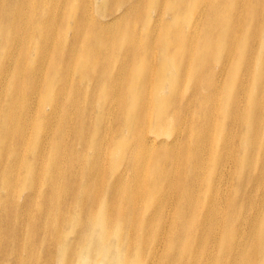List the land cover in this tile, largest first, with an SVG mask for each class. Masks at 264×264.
Returning <instances> with one entry per match:
<instances>
[{
	"label": "rangeland",
	"instance_id": "rangeland-1",
	"mask_svg": "<svg viewBox=\"0 0 264 264\" xmlns=\"http://www.w3.org/2000/svg\"><path fill=\"white\" fill-rule=\"evenodd\" d=\"M63 1L67 0H60ZM84 1L89 2L90 5L87 6L91 8L96 19L102 18L107 8L106 2ZM131 1L136 4L139 1L143 3V7H139L142 15L135 21V28L142 29V36L145 37L148 30L144 31L141 23L145 24L146 15L155 12L160 0ZM172 1L173 7L166 8L164 15L165 19H170L171 13L176 15L171 29L161 30L160 40L163 36V43L159 49L153 48L146 52V63L157 73V83L154 85L142 82L141 71L145 63V55L142 54L137 60L135 77L131 83L125 84L120 99L116 96L114 98L107 96L105 90L108 87L111 94L117 92L112 78L117 65L122 61L126 62V70L122 71V74L127 71L131 57L120 56L122 51L128 50L131 43L126 35L127 28H123V34L118 32L115 34L116 37L115 35L107 37L102 42L85 38L74 42L75 52L92 49L103 53L104 56L97 58L98 66L95 69L88 68L92 79L83 80L75 89H71V99L69 97L55 99L59 91L57 59H62L67 40L61 42L58 49L57 42H54L52 50L56 53L50 59L56 72L49 74L45 68L50 50L47 51L46 58L41 59L42 62L45 61V66L39 65L34 69L33 62L38 44L35 43L34 36L26 32L27 43H34L28 55L27 71L20 74L21 78L30 83L26 85L28 89L11 80L9 62L2 64L0 76L3 74L4 78L0 80V88L8 93L4 94L0 107V264H60L58 255L61 241L72 238L71 249L75 251L79 236L86 227L87 221L79 219V215H83L81 205L92 206L96 213H101L109 204L112 211L118 209L120 212L121 200H127L130 186L150 177L149 170H144L145 159L143 155L138 154L139 149L132 134L137 128L138 112L141 114V106L146 102L148 114L143 127L148 134L155 132L169 135V142H172V136L177 134L175 130L179 131L181 136L177 141L179 144L173 143L157 150V154L152 153L158 158L156 172L160 173L162 165L167 166L164 172L166 177L163 178L167 182L157 185L159 196L156 200L150 195V188L144 197L137 199L143 200V204L139 209L135 203L131 211L139 216L138 223L132 222L136 228L133 234L127 233V227L123 228L124 245L132 258V264H136L135 261L144 252L145 261H149L154 241L161 237L159 231H162V228L165 230L174 228V224L179 222V214L184 204H179L174 194L176 189L184 187L189 179L196 182L195 187L198 190V194L193 198L196 199L197 206L190 216L193 221L181 223V228L187 232H183L179 226L175 227L170 242L171 251L160 264H201L208 259L212 264H235L240 257H244L242 260L246 259L250 264H264V211L255 213L249 211L246 206L251 198L246 191L252 189L255 183L254 176L260 168L261 150L258 151V157L249 164L246 159L249 131L244 128L236 134L232 133V125L228 119L233 92L236 85L245 84L244 76L249 71L255 49L257 53L255 69L260 72L264 65V0L259 8L253 10L249 20L240 18V11L236 7L237 0H220L216 10L220 13L226 3H229L233 19L222 16V19L215 20V26L209 35L212 45L214 42L215 46L207 52L202 48L204 37L201 34L193 37L194 34L190 32L193 24L191 14L197 7L195 0H169L167 3ZM184 1L186 8L179 9ZM240 1L238 0V3ZM78 4L79 0H69L64 6V14L70 23L68 27L73 28V21L79 10ZM199 8L209 9L206 17L212 16L213 7L210 6L209 0H202ZM0 11L20 20V27H24L25 20H28L35 31H41L45 20L52 22L57 20V0H0ZM245 11L247 8H243L241 13ZM118 17L120 19L115 25L121 24L124 27L125 23H129L130 18L127 15L119 13ZM235 18L239 21L234 20ZM235 22L238 24L236 35H240L239 39L235 38V30L232 36L230 29L231 26L234 29ZM63 29L69 34L67 36L69 38L71 29L64 27ZM183 34L188 42H195V49L185 56L182 68L181 60L185 46L180 44L178 49L175 46L170 52L164 39L172 36L176 44L178 37ZM251 36L254 39L250 42ZM121 39L122 46L116 51V44ZM235 40L242 50L230 60L228 44ZM253 41L256 45H252ZM70 43L72 42L69 41ZM247 46L248 60L244 58L246 55L244 49ZM3 55L4 51L0 50V64ZM176 62L180 64L179 67H175ZM72 64L75 65L74 62H70L69 68H72ZM258 64L260 67H257ZM80 71L81 65L70 77L75 84L78 82ZM31 73L40 78L45 75L47 77L41 82H36L38 80L31 82ZM203 78L210 87L204 88L201 83ZM196 86L203 89L201 94L193 98ZM9 90L17 92V95L11 94ZM20 91L28 96L20 97ZM144 91H147L145 100L142 97ZM64 92L68 93V90ZM210 92L213 99L218 102L214 133L201 121L203 117L207 121L212 117L210 108L212 103L204 109L205 104L202 101ZM249 96H253V91ZM171 99L173 100L170 101ZM62 107L68 111L69 118L66 123L57 126L51 115H57V110ZM7 115L12 116L14 120L27 122L25 126L26 128L28 126V130L23 131L21 128L12 134V138L19 141L11 145H8L4 131L12 130L15 123H8L9 120H5ZM174 122L184 123L175 129ZM57 128L61 133V139H65L62 145L64 151L60 155L57 152L56 139L52 138V136L57 138ZM46 129L50 132L49 136L43 135ZM212 135L214 141L210 146L195 141L200 138L207 139ZM100 136L105 143L96 147ZM42 138L45 141L43 146ZM50 140L55 143H51ZM229 143L238 145L240 167L238 170L236 166L234 171L231 162L235 159L230 160L229 153L227 164L231 169L227 177L230 182L223 189L224 199H214L212 194L216 178V161L220 155L228 152ZM195 149H198L200 163L198 169L193 170L191 167ZM146 159L148 160V157ZM191 170L196 172L190 174ZM245 176L251 183L245 182L248 180ZM93 179L101 180L99 185L101 198L98 197L95 201L92 196H83L78 203L70 205L69 192L88 188L89 181ZM63 183L65 185H62ZM117 184L120 195L116 200L109 199V193ZM62 186H65L63 191L67 193H60ZM212 204L218 207L214 208ZM208 213L213 215L212 219L205 217ZM253 220L262 222L251 229L250 223ZM152 223L160 226L154 227L150 236L148 231ZM59 229L60 232L57 231ZM213 235H216L215 239L212 238ZM245 241L252 242L249 249L243 247ZM204 245L205 251L202 250ZM209 248L213 249V257H209Z\"/></svg>",
	"mask_w": 264,
	"mask_h": 264
},
{
	"label": "bare ground",
	"instance_id": "bare-ground-1",
	"mask_svg": "<svg viewBox=\"0 0 264 264\" xmlns=\"http://www.w3.org/2000/svg\"><path fill=\"white\" fill-rule=\"evenodd\" d=\"M69 1V0H67ZM67 1L60 2V0H57V20L52 22V20H45L43 29L41 31H35L33 27L30 25V21L25 20V26L20 27L18 19L11 18L0 11V50L4 51L3 60L0 64V68L2 64L5 62L10 63V69L9 73L11 75V80L18 83L20 87H24L25 89H28L26 85L30 84L26 80L20 77V74L24 71H27V59L28 55L32 50L33 44H28L26 41V32H29L34 36L35 43L38 44V50L36 58L33 62L34 69L42 65L45 66V61L42 62V58H46L47 51L50 50V55L48 57V61L46 63V71H49V74L52 72H56L53 70V64H51V57L56 52L52 50L54 46V42H57V49L60 47L61 42L64 40L68 41V44L65 42V50L64 55L62 59H57V89L59 90L57 93V100H62L65 97H69L71 99L72 92L71 89H75V86L80 84L81 81L86 80L89 81L92 79V77L89 75L88 68L95 69L98 65L97 58H100L104 56L103 53H99L95 50L88 49L85 51H74V47L76 46L74 42H79L83 40V38L92 40V41H105L107 37H113L116 33L123 34V28H127L126 35L129 40H131V43L128 47V50L122 51L120 56L124 58H130L127 71L125 74H122V71L126 70V62L122 61L121 64L117 65V68L115 70V73L112 78V83H115L117 92H115V89L112 88V91L115 92L114 94H111L108 90V87L105 90V93L107 96H111L114 98L120 99V93L122 89L125 87L126 83H131L132 80L135 77L136 73V67H137V60L138 58L144 54L145 55V63L142 67L143 76H142V82H148V83H157V73L153 72L149 65L146 63V52L151 51L153 48L159 49L162 46L163 39L161 36L160 40V32L161 30L167 29L168 31L171 29V25L174 23L176 19V15L171 13L170 19H165V11L166 8L171 9L173 7V1L169 4L167 1L169 0H160L159 4L155 8V12L151 15H146V20L148 17V20L144 21L145 24L141 23L143 25V30H148V33L145 37L142 36L143 32L142 29L138 30L135 28V21L140 18L142 15V12L140 10L141 7H143V3L139 1V3H135L133 1L128 0H103L102 2H106V11L101 16L102 18L96 19L93 15V11L90 7L87 6L90 5L89 2H85L84 0H79V10L76 12V19L73 21V28L68 27L70 24L68 22V17L64 14V6L67 3ZM145 1V0H144ZM220 0H209L210 6L213 7V11H211L212 16L206 17L209 13V9L206 8H199L202 4V0H195L194 3L197 5V7L193 10L191 17V22L193 23L191 25L190 32L193 35V37L197 34H201L204 37V42L202 45V48L205 52L210 51L213 49L214 42L212 45V42L210 40V33L212 32L214 26H215V20L220 18L222 19V16H225L226 18L233 19V12H230L229 3H226V6L223 11L219 13V10H216V5L219 3ZM262 0H241L240 3H238L236 7L240 11V18L243 17L244 19H251L252 12L254 9H257L261 6ZM140 7V8H139ZM235 7V8H236ZM186 8V1L182 2L179 6V9ZM243 8H247V11L241 13V10ZM180 11V10H179ZM181 12V11H180ZM54 13L56 14V11L54 10ZM122 13L124 15H127L130 20L129 23H125L124 27L120 25H115L119 21L118 14ZM54 15V14H53ZM206 17V18H205ZM205 18V19H204ZM204 19V20H202ZM234 20H238L235 18ZM239 21V20H238ZM202 23V25H201ZM57 25V29H56ZM64 28H67L68 30L71 29V36L68 38L69 35L64 31ZM231 32L232 36L234 34L235 30V38L239 39V36L236 35L238 24L237 22L234 23V29L233 26H231ZM138 30V32L136 31ZM255 32H253L254 34ZM124 36V35H123ZM116 37V35H115ZM173 37H169V39H164L168 46V50H173L175 46H177V49L179 48L180 44H183L184 50L182 53V60H181V67H184V58L187 54L191 53L195 49V42H188L186 40L185 35H181L178 37V43H174ZM254 39L253 36L250 37V42ZM122 40L121 39L116 44V51L120 50V47L122 46ZM69 41L72 42L69 44ZM252 45H256L253 41ZM247 49L248 46L244 49L246 51V55L244 56L245 59H247ZM144 50V52H143ZM239 50H242L239 47V44L237 40L233 42H229L228 44V56L229 59L232 60L234 56L239 52ZM171 52V51H170ZM92 54V55H89ZM256 49L252 53L253 61L249 67V71L246 72V81L245 84L236 85L235 90L233 92V102H231L230 112L228 114V119H230V123L232 125V133L236 134L240 132L242 129L247 128L249 131L248 136V148L246 153V159H248V163L252 164L258 156V151L261 150V159L259 164V171L254 176L255 183H253V188L246 191L248 196H250V200H248L246 206L249 211L257 212V211H264V65L259 72V70L255 69L254 61L256 57ZM263 54V53H261ZM248 60V59H247ZM74 62L75 65L72 68H69V63ZM51 64V65H50ZM81 65V71L79 73L77 83L75 84V81H72L70 77L73 76V74L78 70V67ZM88 65V66H87ZM179 63H175V67H179ZM249 66V64L247 65ZM257 67H260V64L257 65ZM48 74V75H49ZM254 75H256V78L254 79ZM47 77V75L43 77H38L36 74L31 73V82L33 80H38L36 82H41ZM243 77V78H244ZM4 75L2 74L0 76V80H3ZM165 80V78H164ZM201 83L205 87H210L205 79L203 78ZM39 85V84H38ZM114 85V84H113ZM111 85V87H113ZM253 87V88H252ZM201 87H195L193 91V98L196 97V95L201 94ZM68 90V93H65L64 91ZM253 91V96H249V94ZM10 92V90H9ZM8 92L0 88V107L3 103L2 98L4 94H7ZM11 94L17 95V92L12 91ZM20 97L26 98L28 95L20 91ZM143 100L147 97V91H144ZM171 99L170 101H172ZM202 101L205 104V108L208 107L210 103L211 109H212V117L209 121L203 117L201 119L202 124L206 123L207 127H209L212 132L215 131V125L214 120L218 113V102L213 99L212 92H210L208 95H205L202 99ZM14 103V102H12ZM63 108V107H62ZM60 108L57 110V115L52 114L51 118L55 119L56 125H60L63 123H66L69 118L68 111L66 109ZM148 114V104L143 103L141 106V114L138 112V116L136 118V130L132 133L135 144L138 147V154L144 156V170H149L150 177L146 180L137 181L138 183L131 185L129 194L127 196V200L123 199L122 205L120 207V212L117 209L116 211H112L110 208V205H106L105 211H101L108 220L109 224L113 223H120L123 225V228L127 227V233L133 234V232L136 230L133 223H138L139 216L133 214L131 211L133 209L134 204L136 203L138 208L141 209V206L143 204L142 201H137L139 197H144L143 195L146 193V191L150 188V195L153 197V199L156 200V198L159 196V191L157 189V185H161V183H166L167 181L163 178L166 177L164 172L167 170L166 165H162L160 167V173L156 172V168L158 166V158L157 155H152V153L157 154V150L165 147L170 146L173 143H177L180 139V132L175 130L177 134L175 136H172V142H169V135L165 136L162 134H158L155 132H152L151 134H148L146 132L145 128L143 127L144 122L146 121V116ZM172 119V117H171ZM5 120L8 123H15V126L10 131H4L6 132V137L8 139V145L14 144L19 139H13L12 134L14 132H17L19 129L23 128V131L28 130V126L26 128L25 124L27 125V122L14 120L12 116L7 115ZM102 117V122H103ZM173 120V119H172ZM171 120V123L173 122ZM184 122H174V128L178 129L183 125ZM199 124V125H202ZM2 130V129H1ZM91 128L88 129V134L90 133ZM50 132L46 129L44 130V136H49ZM263 135V137H262ZM55 142H57V152L60 155L63 153L62 145L64 144L65 139H61V133L59 129L57 128V138ZM88 139V136H87ZM76 141V140H73ZM197 143L205 144L207 143L208 146H210L214 141V135L207 139H197L195 140ZM51 143H55L50 140ZM105 143L102 136L99 137V142L97 143L96 147L101 146ZM179 144V143H177ZM45 145V141L42 138L41 146ZM70 146V145H69ZM22 146H19L21 148ZM135 149V148H134ZM228 152H224L222 155H220V158H217L216 161V178L213 182V194L212 197L214 199L223 200L224 199V191L223 189L228 186L230 180L227 177V175L230 172L231 166L234 167V171L236 169L239 170L240 167V161L238 160L237 156V150L238 145L229 143L227 145ZM230 153V160L235 159V164L232 161L231 166L227 164L228 161V154ZM148 157V160L146 159ZM229 160V161H230ZM251 160V161H250ZM200 163V156L198 149H195L194 151V157H193V163H192V169L196 170L198 169ZM147 172V171H146ZM196 171H190V174H194ZM239 172V171H238ZM59 173L57 172V176ZM247 178V176H245ZM248 179V178H247ZM250 182V180H246L245 182ZM251 183V182H250ZM62 185H65L63 183ZM99 185H101V180H91L89 181L88 188L85 189H77L70 193V205H74L78 203L83 196L88 197L92 196L93 199L96 201L97 198H101L102 194L100 193ZM196 182L189 179V182H186L184 187L181 189L177 188L176 193L174 194L176 198L179 201V204H184L182 208V212L179 214V222L177 224H174V228H170L169 230H165L162 228V231L160 232V239L155 240L154 247L151 248L149 261H145L144 254L137 259L136 264H160L161 262H164L166 254L170 251V242L172 240V234L175 232V227L179 226L180 229L183 232H187L186 229L181 228V223L183 222H192L193 218H190L193 211L195 210L197 206L196 199H193L197 194L198 190L196 189ZM118 184L114 186L112 191L109 193V199L116 200L117 196L120 195V192L117 191ZM60 193H67L63 190H65V186L61 187ZM142 191V192H141ZM100 193V194H99ZM245 193V192H244ZM230 195V193H229ZM228 195V197H229ZM227 197V200H228ZM263 198V199H262ZM98 199V200H99ZM262 199V200H260ZM214 208L218 207L216 204H212ZM81 210L83 211V215H79V219H85L87 221L88 217L90 215H96L99 216L101 213H96L93 210L92 206L87 205H81ZM155 209H157V204L155 206ZM96 213V214H95ZM207 219H212L213 215L208 213L205 215ZM157 218V216L155 217ZM133 222V223H132ZM262 221L253 220L250 223L251 229L254 227L260 225ZM172 224V221L170 222V225ZM125 225V226H124ZM160 225H154V223L151 224V229L148 231L149 235L151 236V230L156 227L159 228ZM60 232L61 230H57ZM213 239L216 238V235L212 236ZM252 242L245 241V244L243 247L249 249ZM174 246V245H173ZM175 250L177 251L176 247L174 246ZM213 248V246H212ZM202 250L205 251V245L202 247ZM208 252L210 253L209 257H213V249L209 248ZM241 254V253H240ZM238 254V255H240ZM244 257H240L239 260L235 261V264H250L248 260L244 259ZM242 260V261H241ZM201 264H212L211 260H206L201 262ZM254 264V263H252Z\"/></svg>",
	"mask_w": 264,
	"mask_h": 264
},
{
	"label": "clouds",
	"instance_id": "clouds-1",
	"mask_svg": "<svg viewBox=\"0 0 264 264\" xmlns=\"http://www.w3.org/2000/svg\"><path fill=\"white\" fill-rule=\"evenodd\" d=\"M71 241L72 238H68L60 243V264H132L124 245L123 225L109 224L103 213L88 217L75 251L71 249Z\"/></svg>",
	"mask_w": 264,
	"mask_h": 264
}]
</instances>
